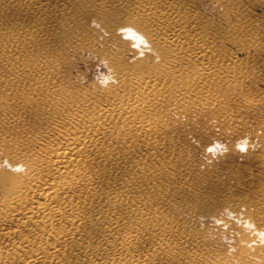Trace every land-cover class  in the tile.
<instances>
[{
	"label": "rangeland",
	"instance_id": "1",
	"mask_svg": "<svg viewBox=\"0 0 264 264\" xmlns=\"http://www.w3.org/2000/svg\"><path fill=\"white\" fill-rule=\"evenodd\" d=\"M138 1L142 9L156 6L159 17L169 13L172 5L175 13L191 12L189 20L195 31L207 33L201 46L208 48L213 39L212 52L220 63L215 66V74L192 77L188 96L182 95L184 89L170 90L165 75L150 85L146 72L136 71L143 81L147 80L144 86L139 85L144 92L140 103L145 111L139 115L149 120L152 131L136 135L133 130H122L126 133L124 140L134 137L135 149L117 156H127V160L139 164L137 172L127 174L125 194L136 196L134 206L149 215L148 227L161 232L163 241L175 251L171 261L163 258L161 264H264L262 56L256 63L264 42V0ZM15 3L8 8L0 1V12L7 7L0 16V47L13 46V61L0 60V175L24 184L29 181L28 171H10L2 166L5 160L13 167H26L24 161L30 155L45 158L43 145L63 142L70 136L65 130L71 132L81 123L86 125L93 115L102 127L114 133L121 130L119 125L129 118L117 114L119 106L130 105L143 92H134V78L121 81L116 70L123 64L136 65L138 60L148 65L159 63L162 56L134 28L107 27L85 12L71 31L59 34V26L67 28L69 19L53 23L39 20V28L33 13L25 10L24 4ZM104 7L114 13L110 4ZM119 17L125 20L124 15ZM238 22L251 27L256 41L242 43L249 59L245 63L238 62L243 54L233 34L232 27ZM30 24L31 30L26 31ZM10 29L12 39H5L3 32ZM247 36L240 37L242 42ZM89 53L97 58L86 60ZM100 60L108 62L117 80L107 88L94 80ZM240 68L248 76L239 77L243 81L238 90L237 73L230 70ZM100 71L106 69L100 65ZM184 71L188 72L187 67ZM80 74L87 77L84 84L79 81ZM43 78L48 84L40 92L33 90L34 83ZM160 81L162 84H158ZM170 83L175 86L172 78ZM112 94L121 100L113 99ZM147 98L157 102L153 109ZM63 99L71 103L78 100L81 105H73L74 109ZM103 108H111L110 115L120 117L99 115ZM244 137L249 138V144L241 153L235 145ZM215 142L226 145L227 152L217 148ZM120 145L126 147L125 143ZM18 249L24 252L29 246L20 245Z\"/></svg>",
	"mask_w": 264,
	"mask_h": 264
},
{
	"label": "bare ground",
	"instance_id": "2",
	"mask_svg": "<svg viewBox=\"0 0 264 264\" xmlns=\"http://www.w3.org/2000/svg\"><path fill=\"white\" fill-rule=\"evenodd\" d=\"M0 1L6 2L8 8L15 1V4H24L25 10L35 16L36 19L33 18L38 21L39 28L41 20L53 23L69 19L71 23H67V28L59 26V34L71 31L80 16L84 15L81 13L85 12L107 27L136 29L143 38L152 42L153 50L162 56V61L148 65V62L138 60L136 65L118 67L116 72L121 81L134 78V92H143L139 85L144 86L147 82L136 74L140 71L146 72L150 85L165 75L170 90L184 89L182 95L188 96L192 77H207L220 63L218 56L212 52L214 40L211 39L208 48L201 46L207 36L206 31H195L189 20L191 12L183 10L182 13H175L173 5L168 8L169 13L159 17L156 6L142 9L138 0ZM106 3L111 5L113 14L104 7ZM7 7L0 12V16L5 14ZM23 14H26L25 11ZM119 14L125 16L124 21H120ZM30 26L26 31L31 30ZM232 28L235 45L243 54L238 62L245 63L249 59L243 52L242 43H256L254 35L249 31L251 27L240 22ZM246 33L248 36L242 42L240 37ZM3 37L12 39L11 29L5 30ZM25 39L29 41V37ZM262 53L264 42L260 44L256 63L260 56L264 63ZM0 60L13 61V46L0 47ZM174 61L176 64L171 63ZM183 63L188 72L184 71L186 67ZM230 71L237 73L235 83L240 90L243 79L239 77L248 76V73L245 75L247 71L242 68ZM170 78L175 86L170 83ZM47 81L44 78L37 81L32 89L40 92L48 84ZM116 94H112L113 99L120 101ZM143 94L139 93L130 105L119 106L117 114L122 119H129L126 123L121 122V130L117 129L116 133L102 127L98 117L93 115L86 125L81 123L71 132L65 130L70 136L63 142L43 145L42 151L47 150L45 158L30 155L28 161H24L28 168V182L22 184L16 179L14 183L13 179L0 175L3 192L0 203V264H161L163 258L171 261L175 257V251L167 241H163V234L148 227L149 215L134 206L136 196L125 194L127 174L137 172L139 164L127 160V156H117L122 152L128 155L135 149L134 137L124 140L126 133L122 130H133L136 135L141 131H152L149 120L144 121L139 115V112L145 113L140 103L144 101ZM62 102L74 109L73 105H81L78 100L71 103L63 99ZM156 103L153 98H147V104L152 109ZM110 110L103 108L98 114L112 119L120 117L110 115ZM117 140L123 143H115ZM124 143L126 147L122 148L120 144ZM25 244L29 249L24 252L16 250Z\"/></svg>",
	"mask_w": 264,
	"mask_h": 264
},
{
	"label": "clouds",
	"instance_id": "3",
	"mask_svg": "<svg viewBox=\"0 0 264 264\" xmlns=\"http://www.w3.org/2000/svg\"><path fill=\"white\" fill-rule=\"evenodd\" d=\"M95 24H96V22L93 21V25H95ZM130 30H132V29H130ZM141 39L143 40V37H141ZM133 47H135V45H133ZM96 58L97 57H95L91 53H89L85 59L86 60L87 59L95 60ZM100 65H102L106 69V72L100 71ZM100 65H98L96 68V74L94 76L95 82L101 88H107L110 84H116L117 80H116L115 74H114L113 70L108 67V62L105 60H100ZM78 77H79V81L81 83L84 84L86 82L87 77L85 74H80ZM248 144H249V138L244 137L242 140L237 141L235 147H236L237 151L243 153V152L247 151ZM215 146L217 148H223L224 152H227L226 145H222L219 142H215ZM209 151H211V146L209 148ZM2 166L7 167L10 171L17 172V173H26L27 172V169L24 165H17L15 167H13V166L9 165L6 160L3 162Z\"/></svg>",
	"mask_w": 264,
	"mask_h": 264
}]
</instances>
